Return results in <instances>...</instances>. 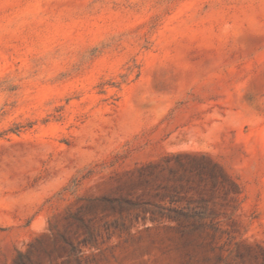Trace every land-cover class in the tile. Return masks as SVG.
<instances>
[{
    "label": "rangeland",
    "instance_id": "obj_1",
    "mask_svg": "<svg viewBox=\"0 0 264 264\" xmlns=\"http://www.w3.org/2000/svg\"><path fill=\"white\" fill-rule=\"evenodd\" d=\"M178 153L241 188L213 240L126 211ZM236 244L264 249V0H0V264H239Z\"/></svg>",
    "mask_w": 264,
    "mask_h": 264
},
{
    "label": "trees",
    "instance_id": "obj_2",
    "mask_svg": "<svg viewBox=\"0 0 264 264\" xmlns=\"http://www.w3.org/2000/svg\"><path fill=\"white\" fill-rule=\"evenodd\" d=\"M136 180L140 188L127 194L126 211H132L135 219L142 216L143 220L146 217L151 221L168 220L175 224L178 237L184 240L191 237L213 240L223 233L221 219L231 220L240 205L239 185L218 163L203 154L168 155L162 163L139 168ZM102 201L113 209V202ZM245 257L264 264V249L236 244L235 260L243 264ZM19 263L18 259L14 264Z\"/></svg>",
    "mask_w": 264,
    "mask_h": 264
}]
</instances>
